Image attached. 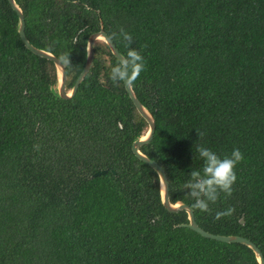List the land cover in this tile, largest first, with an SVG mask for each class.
Wrapping results in <instances>:
<instances>
[{
  "label": "trees",
  "instance_id": "16d2710c",
  "mask_svg": "<svg viewBox=\"0 0 264 264\" xmlns=\"http://www.w3.org/2000/svg\"><path fill=\"white\" fill-rule=\"evenodd\" d=\"M15 1L35 47L69 54L67 90L90 35L117 33L126 54L119 29L131 33L146 61L131 86L156 126L140 150L165 171L171 203L194 202L183 185L202 168L200 145L239 148L232 196L193 211L204 230L245 237L264 256V0ZM17 24L0 0V264H259L249 246L204 237L181 225L185 209L163 205L158 173L132 151L148 124L110 80L107 44L95 43L90 71L62 98L54 62Z\"/></svg>",
  "mask_w": 264,
  "mask_h": 264
},
{
  "label": "clouds",
  "instance_id": "9594fccd",
  "mask_svg": "<svg viewBox=\"0 0 264 264\" xmlns=\"http://www.w3.org/2000/svg\"><path fill=\"white\" fill-rule=\"evenodd\" d=\"M119 37L122 38L126 54H122L117 62L110 67L109 78L114 84L134 83L146 69V61L142 51L131 47L133 37L131 33L125 31L123 27L119 29ZM117 33H113L111 39H115ZM146 47V45L142 46ZM60 60L65 66L71 65L69 54L62 55ZM200 139L205 135L196 129ZM39 151V145H34ZM199 157L203 161L201 169H194L190 172V179L183 185L186 196L193 200L191 208L202 212H211L210 204H215L224 194L225 198L232 196L234 184L238 177L237 165L244 161V154L239 148L233 149L230 154L223 156L217 154L212 149L200 145L197 148ZM234 208L217 212L216 219L230 216L234 213Z\"/></svg>",
  "mask_w": 264,
  "mask_h": 264
},
{
  "label": "water",
  "instance_id": "95a60500",
  "mask_svg": "<svg viewBox=\"0 0 264 264\" xmlns=\"http://www.w3.org/2000/svg\"><path fill=\"white\" fill-rule=\"evenodd\" d=\"M12 8L16 11L18 15V32L21 37L22 42L24 45L31 50L33 53L45 57L47 59H50L54 62L56 66L57 71V83L54 86V90L58 93V95L62 98H71L74 96L78 90V87L86 74L90 71L93 60L95 56L94 46L97 40H104L105 43L108 45L110 50L112 51L113 55L118 59L122 53L117 49L111 38L107 35V33L104 31L103 28H101L98 32L93 33L89 36L88 44H87V62L85 64L84 69L76 79L74 86L67 91L66 83H67V74L65 65L61 62L59 58L54 56L51 52L45 51L43 49L35 47L27 38L25 33L26 23H25V16L23 14L22 9L19 7V5L16 3L15 0H9ZM125 89L128 92L130 98L133 101V104L136 108V110L139 112V114L145 119V121L148 124L147 129L145 132L140 135L132 145V151L134 154L141 160L147 162L157 173L159 176L160 181V195L163 205L169 210V211H180L185 209L188 214V223H182V226H186L192 230H195L196 232L200 233L202 236L223 241V242H238L243 243L247 246H249L258 261L259 264H264V256L261 252V250L255 245L251 240L238 236V235H220V234H212L203 228H201L195 219L194 211L191 207L188 205L177 202V203H171L169 199V182L167 175L160 164H158L155 160L150 159L147 157L143 152H141L140 147L144 144L149 143L154 135L155 132V121L153 116L150 114V112L147 110V108L140 102L138 97L136 96L135 92L133 91V88L131 86V83H124ZM99 174V173H98Z\"/></svg>",
  "mask_w": 264,
  "mask_h": 264
},
{
  "label": "rangeland",
  "instance_id": "374dc122",
  "mask_svg": "<svg viewBox=\"0 0 264 264\" xmlns=\"http://www.w3.org/2000/svg\"><path fill=\"white\" fill-rule=\"evenodd\" d=\"M96 44H99V45H104L106 44L104 40L100 39V40H97L96 41ZM68 91V90H67Z\"/></svg>",
  "mask_w": 264,
  "mask_h": 264
}]
</instances>
